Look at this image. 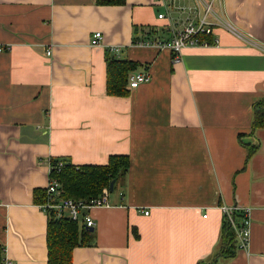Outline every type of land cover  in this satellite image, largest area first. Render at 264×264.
Returning <instances> with one entry per match:
<instances>
[{
	"label": "crops",
	"instance_id": "obj_1",
	"mask_svg": "<svg viewBox=\"0 0 264 264\" xmlns=\"http://www.w3.org/2000/svg\"><path fill=\"white\" fill-rule=\"evenodd\" d=\"M196 5L0 0L4 259L48 264L49 220L33 194L47 190L51 160L105 166L122 155L130 169L103 190L108 206L89 211L95 244L76 248L73 264H264V129L253 130L264 99V0L216 1L248 41L219 27L218 45L186 47L179 63L169 49L139 45L169 40ZM97 32L104 40L93 47ZM108 59L133 65L126 97L107 92ZM135 75L150 80L132 89ZM232 205L239 225L249 211L252 228L245 249L232 228L229 258L222 207Z\"/></svg>",
	"mask_w": 264,
	"mask_h": 264
},
{
	"label": "trees",
	"instance_id": "obj_2",
	"mask_svg": "<svg viewBox=\"0 0 264 264\" xmlns=\"http://www.w3.org/2000/svg\"><path fill=\"white\" fill-rule=\"evenodd\" d=\"M126 0H97L99 6H122ZM132 64L108 59V84L107 92L113 97H126L128 92V73ZM253 130L264 129V99L254 103L253 106ZM258 147L250 148V159ZM59 159L50 161L54 167L50 173L51 179L59 181L61 197L74 200H92L99 198L105 188L110 189L113 181L118 182L124 177L131 166L128 156H111L105 166L76 167L71 163H65L58 173L56 163ZM35 205H44L47 201L46 190L37 189L33 194ZM47 244L48 264H73V251L80 247H92L95 244V233L90 232L82 223L73 222L69 218L57 219L54 214H47ZM223 254L233 257L236 245V236L227 219L222 228ZM5 249L0 246V264L3 263Z\"/></svg>",
	"mask_w": 264,
	"mask_h": 264
},
{
	"label": "built area",
	"instance_id": "obj_3",
	"mask_svg": "<svg viewBox=\"0 0 264 264\" xmlns=\"http://www.w3.org/2000/svg\"><path fill=\"white\" fill-rule=\"evenodd\" d=\"M217 0H197V5L194 10H190V16L187 18L186 26L182 30H173L172 37L167 40H146L140 42V46L156 47L159 49H169L173 53L174 63L181 61L182 51L186 47H208L218 45L219 39H216L215 30L219 27H224L230 32L235 33L241 39L248 41V39L240 32L235 30L233 26L226 21L216 10L215 4ZM160 19L165 18L162 14ZM104 40L103 34L97 32L93 35L91 45L93 47L102 46ZM52 51L48 52L51 55ZM149 77L146 75H135L130 78V88L136 89L142 84L149 82ZM50 169L53 170L51 163ZM64 162L59 159L56 163V170L59 173L63 167ZM60 183L56 179H51L47 187V201L40 209L46 214H54L57 219L69 218L73 222L82 223L87 229L95 228V221L90 215L89 211L95 207H107L109 202V192L105 190L103 194L92 200H74L65 199L61 197ZM239 211L238 206H223L222 212L226 219L231 224L236 232L237 240L240 248H247L250 245L252 221L251 216L245 213L242 217V222L237 223L236 215ZM149 215V212H145ZM5 252V251H4ZM4 264H13L9 259L3 260Z\"/></svg>",
	"mask_w": 264,
	"mask_h": 264
},
{
	"label": "water",
	"instance_id": "obj_4",
	"mask_svg": "<svg viewBox=\"0 0 264 264\" xmlns=\"http://www.w3.org/2000/svg\"><path fill=\"white\" fill-rule=\"evenodd\" d=\"M114 186H115V181H113L110 185V191H113L114 190ZM90 232H94L95 231V228H91V229H88Z\"/></svg>",
	"mask_w": 264,
	"mask_h": 264
}]
</instances>
